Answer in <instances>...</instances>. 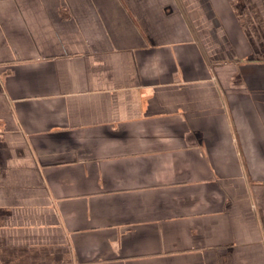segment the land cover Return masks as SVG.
<instances>
[{
	"label": "crops",
	"instance_id": "0c3cea01",
	"mask_svg": "<svg viewBox=\"0 0 264 264\" xmlns=\"http://www.w3.org/2000/svg\"><path fill=\"white\" fill-rule=\"evenodd\" d=\"M0 264H264V0H0Z\"/></svg>",
	"mask_w": 264,
	"mask_h": 264
}]
</instances>
